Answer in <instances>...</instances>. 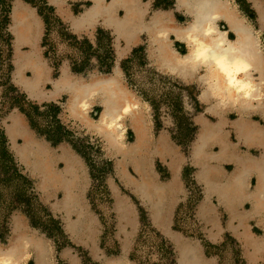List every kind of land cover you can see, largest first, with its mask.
I'll list each match as a JSON object with an SVG mask.
<instances>
[{"label": "crops", "instance_id": "1", "mask_svg": "<svg viewBox=\"0 0 264 264\" xmlns=\"http://www.w3.org/2000/svg\"><path fill=\"white\" fill-rule=\"evenodd\" d=\"M15 1L17 0L12 1L11 13L13 11ZM21 1L26 3L33 9V12L35 13L41 27V36L38 38L36 44L34 42L33 46L26 41L23 42L20 49L23 52H28L30 50H34V52H36V54L43 61L44 76L39 83V90L36 91V93L38 94H36L35 96H31L26 89L21 87V85H19L15 81L13 72L12 82L30 100L37 104H46L51 102L60 104V100H62L65 96L67 97V92L61 91L57 94L52 93L55 89L53 86V81L60 77L61 72L58 77H55L52 68L46 61L43 54L42 40L44 37L46 24L45 16L41 10L40 5L34 4L31 0ZM46 1L49 6H52L54 8L56 15L60 16L63 19L57 7L53 3H51L50 0ZM141 1L144 4H147L148 7L147 12L144 16L145 20H149L155 11L172 12L175 21L181 24L187 23L190 19V16L186 13V11L178 9L177 6L176 9L181 14H183L184 17H188L186 21L178 20L174 15V11L172 10L161 8L153 9L152 0ZM174 1L176 4V0ZM245 1L250 4L251 8H256L254 1H257L259 5L264 8L263 0ZM111 2L112 0L110 1V3ZM230 2L235 5L240 15L244 17L245 22L259 31L258 34L260 38V32L264 31V21L260 22L258 16V24L260 28V30H258L252 24L251 18L246 13L240 10L239 4L235 0H230ZM78 3H86V5H78ZM92 3L93 1L91 0H65L63 5L65 9L66 5H68L69 9L66 10L69 11L73 17H79L85 10L90 9L87 7H90ZM74 5H78L80 8H84L81 12H76V9L73 8ZM120 8L123 10L124 16V7L122 5H117L113 11H116V9H118V13H120ZM11 13L9 31L13 37L12 64L14 71L16 48L14 44V35L10 29L12 24ZM148 15H150L149 18L146 17ZM103 17L104 16L101 14L97 15L90 25L82 27L78 31L73 30L72 25L69 21H65L64 19L63 21L70 25L73 32L79 35L86 34L90 41L94 42V40L96 39V31L98 30V28L108 29L113 35L112 26L104 25L101 22L100 19ZM222 24L224 23L219 22L217 25L220 29L227 33V38L234 39V34L230 32L225 24V28H222ZM115 32L117 33V37L114 39L115 47H117L118 44L120 45L118 47L119 50L121 49L123 51L126 47L125 39L123 36L118 35L116 28ZM142 35H146V54L147 58L149 59V63L157 69L156 65L149 55L147 34L145 32H140L136 43H134L130 49H127L126 52H124L123 57H119V53L121 50L119 51L118 60L115 63V66L113 67L111 73H113L114 69L117 67L121 71L122 78L124 80L123 70L119 62L136 46L142 44ZM176 43L181 44L182 48L184 47L185 51L181 52L180 50H178ZM121 44L124 45V47H121ZM173 45L178 52H187V47L184 43L174 41ZM64 66L67 65L64 64ZM67 69L74 78H83L82 76L72 72V70L68 66ZM161 72L164 71L161 70ZM24 74L25 77H32L31 71L28 69L25 70ZM89 78L84 79L88 80ZM179 79L186 83L195 82L196 84H199L203 89V86L198 83L197 78H193L190 81H184L182 78ZM202 89L199 98L206 105L205 113H207V115L203 113L202 115L197 117V124L199 126L198 134L193 142L189 156H185L179 146L174 143L170 134H168L166 131L155 134L154 124L149 120V117L147 116V143H143L139 151L136 152L137 155L135 154V158L139 164L140 171L135 168L133 163L134 161L128 160L125 163V172L130 178H132L133 181L139 180L143 182V180H155V182L159 185V192L157 190H153L152 188L146 191L147 193L142 192L125 183L117 170L118 159H123L119 157L120 155L110 154L103 143L105 153L114 159L116 176L118 180L110 182L111 190L115 198L114 209L118 218L117 237L119 242V254L116 256H110L100 246V225L97 218L91 216L92 214L90 213L85 202L86 192L89 185V174L86 162L80 155V153H78L71 145L67 144L66 142H53L44 134H41L36 128L32 126L29 117L20 110H14L7 116L6 120L4 121V136L8 149L10 150L12 156H14V158L22 166H24L27 173L26 176L36 182V186L42 194V202L50 207V210L56 217L60 218L65 234L68 235V238L72 241L73 244L82 247L88 252V255L90 257H92L96 261H99L100 264H135L131 259V254L140 227V223L142 221L140 209L144 211L146 218L153 224V226L156 227L173 243L178 251L179 264H189V262L183 263V254L188 249H196L197 256L199 258L196 264H216L215 257H208L206 255L205 249L200 241L188 239L174 230L175 214L178 209V205L184 198V175L186 167L188 165L194 169L193 176L197 183L200 184L203 188V198L199 204L198 213L199 218L203 224V231L205 233L206 239L211 243H219L220 241H222L226 233H230L236 240L241 243L243 256L246 259L247 263L257 264L260 261L264 260V247H260L259 249L255 250V248L248 242V236L250 235V233H252V239L258 238L253 233V227H259L264 232V226L258 222V215H253L249 212L252 205L251 199L244 194L242 196H238V198H233L234 200L232 202L230 200H221L218 196L217 191L208 186L207 179H212L213 181H217L218 183H223L227 179H231L232 175L236 171H239L240 176L244 178V193H252L256 190L260 179V167L257 166V160L264 159L263 109L259 104H257L258 101L256 100L248 104H242L240 101L230 100L227 104L225 103L216 105V99L214 96L209 98L208 100H203L201 98ZM262 100V102H264V97ZM66 102L63 103V110L59 116L61 122H78L74 118H70L67 116L68 112L65 108ZM143 103L146 107L145 102ZM94 106H97L101 109L100 104H95L93 105V107ZM145 112L148 113L146 110ZM208 115L213 116L215 120L210 119ZM15 116H17L21 123L20 126L17 127L20 130V133L17 132L16 136L12 138L9 135L7 125L12 124L11 120ZM252 124L255 127V133L253 135H250L249 129ZM125 125V132L126 130H131L134 133L133 129L130 127V123L128 120H126ZM204 125L212 126L215 130L218 131V133L222 135V137H214L209 140L204 147V151L206 153L204 159H198L197 157H194L195 155H193V153L195 143L196 141H198L199 134ZM91 134L96 135L95 133ZM27 136L30 137V141H32V143H26L25 137ZM133 143H136V135ZM30 145H32L33 149H27ZM16 147H19L20 151L17 150ZM224 148L225 151L223 152L222 150ZM27 150L32 151L28 153L29 151ZM26 156L28 158H26ZM69 156H73L75 159H79L81 164L79 171H81L85 176V188L83 189L82 187H79L77 189L76 194L78 196V203L76 205H73L72 203L71 205H73V207H66L64 205L66 192L63 186L64 181L62 170L65 169V161ZM38 158H40L42 166L41 168H39V170L37 169L35 171L28 166V161L33 162V160H37ZM158 162L166 167L169 173L168 177H162L161 173L157 169ZM203 162L211 166V169L208 171L207 175L204 172V175L202 176ZM34 163L35 162H33V166ZM254 163L256 165H253ZM38 173H40L42 176L39 177ZM145 175L149 176L146 177ZM41 185L45 187V190L39 187ZM225 205H235L233 207V211L235 213L233 216L231 215V211ZM13 229V236L9 244L4 245V247L10 245V243L16 236V233L25 232L36 241H39L40 243L42 242V244L46 248V251H43L42 254H39L38 248L35 245L36 243L33 245H28L24 250H22V252H20L21 255L18 261L19 264H29L31 263V260L34 261V264H39V262L44 264H56L53 260V247L51 246L50 239L47 238L46 235L40 232L37 228H35L28 218L24 217L23 215H14ZM60 256L70 264H83L80 257L70 248L64 249Z\"/></svg>", "mask_w": 264, "mask_h": 264}, {"label": "rangeland", "instance_id": "2", "mask_svg": "<svg viewBox=\"0 0 264 264\" xmlns=\"http://www.w3.org/2000/svg\"><path fill=\"white\" fill-rule=\"evenodd\" d=\"M12 1L1 0L0 5V244H9L14 230L13 217L18 214L28 218L31 223L38 222V225H32L50 239L56 264H70L60 256L66 248L76 253L83 264H100L86 250L72 243L63 230L60 218L42 202V194L36 182L26 176L24 166L8 149L4 121L12 111L20 110L41 134L53 142H66L80 153L89 174L85 202L91 216L97 218L100 225V246L110 256L119 254L118 218L110 186L111 181L117 180L114 159L105 153L103 140L89 133L79 122H61L59 116L66 96L60 100V104H37L13 84V37L9 31ZM31 1L41 6L45 16L42 49L55 77L60 75L64 64L83 78H89L93 73L112 72L118 60L120 45L115 47L111 34L98 28L97 38L91 42L86 34L73 32L70 25L56 15L54 8L46 0ZM78 5L73 8L76 12H81L84 7L80 8ZM66 9H69L68 5ZM249 9L252 12V24L260 30L256 8ZM187 19L188 17L181 18L184 21ZM145 37L146 35H142V44L119 62L125 83L145 102L147 116L154 124L155 134L166 131L185 156H189L198 134L197 117L203 113L207 115L206 105L199 98L202 87L195 82H183L152 66L146 54ZM260 38L264 47V31L260 32ZM176 44L178 50L185 51L181 44ZM121 47L124 45L121 44ZM100 111L99 107L94 106L90 110V116L98 119ZM208 116L215 120L213 116ZM124 139L126 144H131L135 134L126 130ZM14 165L19 174L13 170ZM157 169L163 178L168 177V170L163 164L158 162ZM193 170L189 165L185 170V193L175 214L174 230L188 239L200 241L206 255L215 257L216 264H248L243 256L241 243L230 233H226L219 243H211L206 239L198 213L203 188L195 180ZM140 212L142 221L134 242L132 261L135 264H179L178 251L173 243L153 226L142 209ZM253 233L258 238L264 236L259 227L254 226ZM29 264H34V261L31 260ZM257 264H264V260Z\"/></svg>", "mask_w": 264, "mask_h": 264}, {"label": "bare ground", "instance_id": "3", "mask_svg": "<svg viewBox=\"0 0 264 264\" xmlns=\"http://www.w3.org/2000/svg\"><path fill=\"white\" fill-rule=\"evenodd\" d=\"M50 1L57 7L63 19L71 23L75 31L90 25L100 14L107 18L106 22H112L113 10L117 5H122L124 16L117 21V32L124 37L126 47L123 51L120 49L119 57H123L124 52L136 43L140 32H145L148 38L149 55L157 69L182 78L184 81L197 78L198 83L203 86L201 98L208 100L214 96L216 105L227 104L230 100L240 101L242 104L256 100L262 107L264 115V102H262L264 50L259 31L245 22L244 17L230 0H176L177 8L185 10L190 16L185 24L176 22L172 12L155 11L149 20H145L144 16L148 7L141 0H112L108 5L104 4V0H92V7L85 10L79 17H73L64 8L65 0ZM254 4L259 21L263 22L264 8L257 1H254ZM11 16L10 29L14 35L16 48L14 79L31 96H35L38 94L36 91L39 90V83L44 76L43 61L34 50L23 52L20 47L25 41L32 46L34 42L36 44L41 36V27L33 9L21 0L15 1ZM219 22L224 23L234 34V39L226 37L227 33L217 25ZM174 41L184 43L187 52H178L174 48ZM27 69L31 71L32 77H25L24 72ZM53 86L55 88L53 94L67 92L65 107L67 116L78 121L88 132L99 136L110 154L120 155L119 157L123 159H118L117 170L125 183L142 192L150 188L159 192V185L155 180L133 181L125 172V163L128 160L134 161L135 168L140 171L135 154L143 143H147V113L144 103L126 85L121 71L116 67L111 74L95 73L85 80L80 77L74 78L68 72L67 66H64L60 77L53 81ZM95 104L101 106L98 119L89 115ZM126 120L129 121L136 135V143L124 142ZM11 122L12 124L7 125V129L9 135L14 138L17 132L20 133L17 127L21 123L17 116L12 118ZM213 129L208 125L202 128L198 141L195 143L193 153L195 158L204 159L205 144L214 137H222L217 130ZM254 133L255 127L252 124L249 134ZM30 140V137H25L26 143H32ZM30 148L33 149L32 145L27 149ZM16 149L20 151L19 147ZM27 151L30 153L32 150ZM222 151L224 152L225 148ZM67 158L65 169L62 170L63 186L66 192L64 205L73 207L78 203L77 189L85 188V176L79 171L81 165L79 159L73 156ZM33 162H35L34 166ZM33 162L28 161V166L35 171L39 170L42 166L40 158ZM257 166L260 167V179L256 190L252 193H244V178L240 176L239 171L223 183L207 179V184L217 191L221 200L232 202L238 196L245 194L252 201L249 212L258 215V222L264 226V159L257 160ZM210 169L211 166L203 162L202 176L204 172L207 175ZM38 174L39 177L42 176ZM39 187L45 190L44 186ZM225 206L233 216L235 205ZM252 236L253 234L250 233L248 242L255 250L264 247V236L253 239ZM33 244L38 248L39 254L46 251L42 242L36 241L25 232L16 233L9 246L4 247L0 244V264H19L20 252ZM183 257V263L196 264L199 260L196 249L186 250ZM39 264L44 263L39 262Z\"/></svg>", "mask_w": 264, "mask_h": 264}, {"label": "flooded vegetation", "instance_id": "4", "mask_svg": "<svg viewBox=\"0 0 264 264\" xmlns=\"http://www.w3.org/2000/svg\"><path fill=\"white\" fill-rule=\"evenodd\" d=\"M92 1V0H91ZM111 0H105V4H108L110 3ZM238 4H239V7H240V10L244 13H246L250 18H251V10L249 9V7L251 8L250 4L247 3L245 0H235ZM93 5V3H92ZM92 5L90 7H92ZM176 6L177 4H175V1L174 0H152V8L153 9H157V8H161V9H166V10H172L174 11V15L176 16V18L178 20H181V18H183V14H181L177 9H176ZM90 7H87V8H90ZM121 9V8H120ZM113 17H114V20H112V22H106L107 21V18L103 17L101 18V22L104 24V25H110L112 26L113 30V35L112 33L108 30V29H102V30H105L106 34H111L113 36V39H115L117 36H116V32H115V28L117 29V21L123 17V10L121 9V12L118 13V9H116V11H113ZM146 17H150V15L146 16ZM116 20V21H115ZM183 21V20H182ZM222 28H225L224 25H221ZM98 31V30H97ZM98 35V33H96ZM97 38V37H96Z\"/></svg>", "mask_w": 264, "mask_h": 264}, {"label": "trees", "instance_id": "5", "mask_svg": "<svg viewBox=\"0 0 264 264\" xmlns=\"http://www.w3.org/2000/svg\"><path fill=\"white\" fill-rule=\"evenodd\" d=\"M13 170H15L17 174H19L18 168L15 165L13 167ZM20 176H22V175H20ZM25 180L29 182V180L26 177H25ZM32 223L35 226L38 225V222H36V221H33Z\"/></svg>", "mask_w": 264, "mask_h": 264}]
</instances>
